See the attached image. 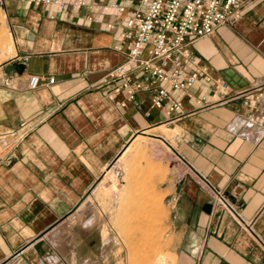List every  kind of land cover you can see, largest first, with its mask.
Listing matches in <instances>:
<instances>
[{
  "label": "crops",
  "instance_id": "0c3cea01",
  "mask_svg": "<svg viewBox=\"0 0 264 264\" xmlns=\"http://www.w3.org/2000/svg\"><path fill=\"white\" fill-rule=\"evenodd\" d=\"M114 1L125 12L0 0V264H115L82 204L135 134L160 127L174 131L183 166L161 189L176 253L191 264H264V125L247 107L264 83V0L242 6L234 25L188 39L207 74L243 94L216 102L201 75L171 94L181 110L169 117L148 92L120 106L125 95L98 83L127 46L120 33L135 0ZM30 75L54 82L28 90ZM202 95L216 104L198 109Z\"/></svg>",
  "mask_w": 264,
  "mask_h": 264
},
{
  "label": "built area",
  "instance_id": "2783aa9c",
  "mask_svg": "<svg viewBox=\"0 0 264 264\" xmlns=\"http://www.w3.org/2000/svg\"><path fill=\"white\" fill-rule=\"evenodd\" d=\"M255 0H135L125 14V30L120 39L127 43L121 63L110 68L98 83L112 87V93H122L125 98L120 106L134 100L136 92H148L150 106L164 110L169 117L181 110V103L173 92L187 93L201 77L216 102H230L243 93L232 92L227 81L210 77L204 65L190 51L188 39H200L214 32L219 26L238 22L245 4ZM35 8L50 7L57 11L116 10L124 7L112 0L102 4L96 0H21ZM53 77L41 80L30 75L28 90L51 85ZM118 82V84H116ZM254 98L247 102L250 118L264 125V83L255 86ZM202 95L196 99L198 109L216 104ZM12 135L11 144L23 136L19 131Z\"/></svg>",
  "mask_w": 264,
  "mask_h": 264
},
{
  "label": "rangeland",
  "instance_id": "374dc122",
  "mask_svg": "<svg viewBox=\"0 0 264 264\" xmlns=\"http://www.w3.org/2000/svg\"><path fill=\"white\" fill-rule=\"evenodd\" d=\"M160 128L135 134L82 204L99 221L115 264H191L175 251L168 196L161 191L169 179L181 176L183 166L173 147L174 131L167 127L165 135Z\"/></svg>",
  "mask_w": 264,
  "mask_h": 264
},
{
  "label": "water",
  "instance_id": "95a60500",
  "mask_svg": "<svg viewBox=\"0 0 264 264\" xmlns=\"http://www.w3.org/2000/svg\"><path fill=\"white\" fill-rule=\"evenodd\" d=\"M142 135H144L143 133H141ZM149 137H151V138H154V139H158V140H163L164 141V139H162L161 137H158V136H155V135H148ZM210 204H205V206H203V211L205 212H209L211 209H210Z\"/></svg>",
  "mask_w": 264,
  "mask_h": 264
},
{
  "label": "bare ground",
  "instance_id": "6f19581e",
  "mask_svg": "<svg viewBox=\"0 0 264 264\" xmlns=\"http://www.w3.org/2000/svg\"><path fill=\"white\" fill-rule=\"evenodd\" d=\"M5 33V32H4ZM5 38V37H4ZM9 46V45H8ZM10 47H11V45H10ZM7 49H9L10 50V48H7ZM159 131H158V133H162L163 132V130L160 128V129H158ZM128 151V148H126V150L122 153V155H124L125 154V152H127ZM121 155V156H122ZM115 173L117 174V172L115 171ZM115 174V175H116ZM113 176H114V174H113ZM116 177V176H115ZM115 187V186H114ZM103 235V234H102ZM160 255V254H159ZM163 256V255H162ZM156 258V257H155ZM161 258V257H160ZM161 262H162V259L160 260ZM158 263V262H157ZM162 264H163V262H162Z\"/></svg>",
  "mask_w": 264,
  "mask_h": 264
}]
</instances>
